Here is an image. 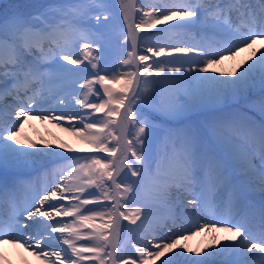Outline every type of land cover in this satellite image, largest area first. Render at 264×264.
Segmentation results:
<instances>
[{
  "label": "snow or ice",
  "instance_id": "snow-or-ice-1",
  "mask_svg": "<svg viewBox=\"0 0 264 264\" xmlns=\"http://www.w3.org/2000/svg\"><path fill=\"white\" fill-rule=\"evenodd\" d=\"M118 5L121 54L111 66H101L112 17L103 0H54L0 24V84L11 81L0 87V168L12 170L0 180L9 207L6 218L0 210V246L31 250L40 264H156L175 249L194 264H264V0ZM191 30L199 39L185 46L164 39ZM249 50L231 72L205 75ZM53 82L69 88L46 87ZM33 119L75 139L59 149L88 154L68 157L54 141L23 137ZM38 157L56 165L54 180L21 203L30 184L18 170ZM221 188L228 195L218 203ZM137 202L182 211L153 223L143 206L130 207ZM205 211L209 223L200 222ZM197 232L211 243H181Z\"/></svg>",
  "mask_w": 264,
  "mask_h": 264
},
{
  "label": "bare ground",
  "instance_id": "bare-ground-1",
  "mask_svg": "<svg viewBox=\"0 0 264 264\" xmlns=\"http://www.w3.org/2000/svg\"><path fill=\"white\" fill-rule=\"evenodd\" d=\"M3 1L4 0H0V4ZM110 2L111 4L110 5L108 4L109 10L112 13L110 24L112 27L111 30H113L111 35L117 34V36L120 37L121 26L119 25V28H118L117 22L121 21L122 19L120 17L118 0H115L114 3H112V1ZM164 27L166 26L164 25L157 26V28H164ZM151 31L156 32V29H152ZM141 35H143V33ZM193 36H197L196 30H191L190 32L186 31L184 35H179V36L173 35L171 37H164V39L169 44L174 43V44H177V46H185L187 42L191 41V38ZM114 39L117 40L115 36H114ZM197 39H199V36H197ZM257 47H259V45H257ZM117 49L118 50H115V49H111V51L110 49L108 50L107 56H109L108 57L109 59L107 60V66H111L112 64H114L116 62V58L121 54V50H120L121 48H117ZM250 51L251 50L241 53V55L237 57L236 60H226L222 64L218 65L217 67L220 68L221 70L220 72H215V73L209 72L205 75H222V73L231 72V70L237 63H240L244 59L247 58ZM79 67L81 69H84L85 65H80ZM185 67H187V65H185ZM81 75H87V72H82ZM80 82L82 83L83 81L81 80ZM10 83L11 82H8L7 84H10ZM7 84H5L3 87H6ZM60 86L69 88V85L67 83L63 85H58L55 82L51 84H46V87H51L53 89L58 88ZM8 98H11V97H6L4 103L6 104L11 103V101H8ZM53 103H55V101H53ZM45 107H47V105H45ZM59 114L60 113L57 112V115ZM248 115H253V114L248 113ZM197 118H199L200 121H203L204 119V117L202 116L195 117L196 120ZM253 118L256 120L260 119L259 116H254V115H253ZM62 126L69 127V124L65 122ZM171 127H177V126L171 125ZM23 137L34 140L38 144L40 143L42 139L46 141H54V142L56 140L57 142L53 143L52 147L56 148L57 152H64L65 155H69L68 157H75V156L88 154V153H81L78 151L69 152L68 150L59 149L57 147V144L60 141H67L69 143L75 144V139L72 136H70L68 132L63 131L62 127L57 126L55 122L48 123V122L41 121L39 119L30 120L27 123H25ZM40 146L44 148H48V145H40ZM36 159H37V163L32 166L31 179L37 180L41 184V187H38L35 191L30 192L28 196L33 195L36 192H42L44 187L47 185H50L52 181L54 180V177L52 176L51 172L48 173V170L51 167L53 169L54 167H56V165L49 163V158L47 157H38ZM64 162L65 161H60V163H64ZM41 165H44V166L42 167ZM24 169H27V168H24ZM24 169H20L18 171L21 172V170H24ZM254 195H257L260 197V194L258 192H256ZM218 196L219 194L217 193V197ZM144 199H148V197H144ZM171 199L172 200L176 199L175 192H173ZM181 199H183V197H181ZM142 206L144 207L145 214L150 215L151 217L150 222H153V223L158 220L165 219V222L170 224L171 221L166 220L168 213L170 211H175L177 214H179L182 211L181 208L179 207L169 208L159 203H151V202L148 203L147 205H142L140 202L130 205V207L132 208L142 207ZM212 219H213L212 214L208 211L202 212L200 214L201 223H209L212 221ZM137 223H139V221H137ZM128 224H129V221L127 220L123 221L122 229H121L122 235L126 234L127 230L124 226ZM188 227H190V225L185 224V228H188ZM164 231H166V229ZM163 234H164L163 232L158 233V235H163ZM217 235L222 239L226 234L221 232V233H217ZM181 243L187 244L188 247L193 248V249H200V248H203L206 244L211 243V234L207 232H197L195 235H190V238L188 240L181 241ZM208 250L210 251V249ZM180 251L181 249H175L172 253H168L166 254V256L161 257L160 260H157L156 264H161L162 260L167 259L169 257H172L173 264H194V259L196 258L194 257V254L187 253L186 250H184L185 251L184 256L176 255V253ZM188 257H193V259H189ZM221 259L222 258L220 257H212L209 259V264H221ZM0 264H40V262L36 259L35 256L31 254V250L25 251L23 248H17L12 245H4V246H0Z\"/></svg>",
  "mask_w": 264,
  "mask_h": 264
},
{
  "label": "rangeland",
  "instance_id": "rangeland-1",
  "mask_svg": "<svg viewBox=\"0 0 264 264\" xmlns=\"http://www.w3.org/2000/svg\"><path fill=\"white\" fill-rule=\"evenodd\" d=\"M53 2L54 0H4L0 4V24L16 14L22 15L25 18H31L43 11L48 4ZM103 2L107 5L111 4L109 0H103ZM117 26L119 28V25ZM111 29L112 27L108 29L110 32V43L107 45L104 56L102 57L101 66H105L104 61L109 59V56H107L109 49L111 51V49L118 50L117 48H121L120 37H118L117 34L111 35L113 31ZM114 36L117 40L114 39ZM197 121H200L199 118H197ZM157 123H159V121H157ZM55 142L57 141L55 140Z\"/></svg>",
  "mask_w": 264,
  "mask_h": 264
}]
</instances>
